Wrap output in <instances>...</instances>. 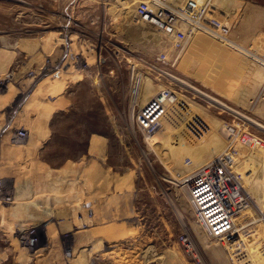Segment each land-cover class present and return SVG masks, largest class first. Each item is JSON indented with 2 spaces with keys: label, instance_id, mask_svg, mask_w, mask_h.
<instances>
[{
  "label": "rangeland",
  "instance_id": "rangeland-1",
  "mask_svg": "<svg viewBox=\"0 0 264 264\" xmlns=\"http://www.w3.org/2000/svg\"><path fill=\"white\" fill-rule=\"evenodd\" d=\"M138 1L0 0V81L10 88L0 97V264H74L79 253L67 255L66 236L76 251L92 247L85 264L239 257L205 236L178 181L201 164L203 150L222 149L224 122L241 123L264 143V79L236 65L229 46L194 32L175 63L158 60L174 53L172 40L134 19ZM195 1L222 11L228 38L264 54V0ZM133 72L140 84L182 93L207 124L205 137L189 145L165 122L163 135L139 130L129 113ZM133 105L136 113L143 104ZM247 159L262 189L252 197L259 206L264 147ZM256 225L264 232L263 222H251L248 244L256 245L249 235ZM181 234L192 239L188 249Z\"/></svg>",
  "mask_w": 264,
  "mask_h": 264
},
{
  "label": "built area",
  "instance_id": "built-area-1",
  "mask_svg": "<svg viewBox=\"0 0 264 264\" xmlns=\"http://www.w3.org/2000/svg\"><path fill=\"white\" fill-rule=\"evenodd\" d=\"M221 12L209 1L139 0L134 8V17L172 40L174 53L167 56L161 52L157 59L175 63L176 51L183 49L194 29H201L220 40L228 37L230 26L223 20ZM249 48L264 56L254 46ZM138 74H132V92L140 83ZM250 99H253L251 93L244 98V106H248ZM200 117L182 93L166 84L133 114L132 121L148 135L165 122L177 128V132L179 129L182 139L189 145H195L209 132ZM220 134L222 149L209 160L188 170L179 180L186 189L190 210L205 236L225 248V245L239 243L241 237L250 232L247 226L251 222L259 220L264 223V213L254 206L241 182L249 167L248 155L254 148L264 147V143L239 122H224ZM16 135L23 136L20 132ZM183 165L193 166L189 157L183 160ZM243 165L247 167L242 171ZM178 238L186 249L192 246L190 236L181 234Z\"/></svg>",
  "mask_w": 264,
  "mask_h": 264
},
{
  "label": "bare ground",
  "instance_id": "bare-ground-1",
  "mask_svg": "<svg viewBox=\"0 0 264 264\" xmlns=\"http://www.w3.org/2000/svg\"><path fill=\"white\" fill-rule=\"evenodd\" d=\"M207 1V0H206ZM249 17V15H248ZM257 17V16H256ZM133 18V17H132ZM251 18V16H250ZM135 19V18H134ZM253 19V18H252ZM249 21V19H248ZM143 24V23H142ZM192 32L198 33L197 36H200V34H205L208 37H210V39H214L217 42H219L220 44L224 45L226 44L227 46H229L230 49H232L234 52L237 53V56H235L234 58V62L236 65H246L248 68H250V70L253 72H255L254 74L258 77L257 79H259L260 81H262L264 79V56H261L257 51L254 52L252 51L250 48L241 45L239 42L226 37L224 40H220L217 38H214L213 36H211L210 34H208L207 32L201 30V29H194ZM131 39H133L134 37H130ZM223 56L225 57H229L228 53H224L222 52ZM70 68V66L66 69L68 70ZM7 75V74H6ZM172 77V76H171ZM177 78V77H176ZM3 79H6V77H4ZM180 80V79H179ZM257 81V80H256ZM8 82V81H7ZM187 83V82H186ZM259 83V82H258ZM0 97H4L8 94L9 92V84L6 83L5 81H0ZM187 85V84H186ZM136 87V86H135ZM195 87V86H194ZM193 87V88H194ZM160 88V87H159ZM136 91L135 92H131L132 94V105L130 106V115L131 118L133 117V114L135 113V105H133V103L137 104V105H142L144 104L147 100H149V98L151 96H153L157 90H155L154 88H152V86L147 83L145 81V79L143 80V82L137 85V87L135 88ZM196 90V89H195ZM132 91V88H131ZM203 93V92H202ZM30 96V94H29ZM211 98V97H210ZM214 98V97H212ZM216 99V98H215ZM212 100V99H211ZM217 100V99H216ZM218 102V101H217ZM132 120V119H131ZM251 122H254L256 125L261 126L258 122L253 121L252 119H250ZM164 123V122H163ZM163 123L161 125V127L163 126ZM158 128V130H156L154 133L152 134H147L146 136H151L153 134H155L157 131V134H162L164 133V126L162 128ZM262 127V126H261ZM156 134V135H157ZM259 148V147H258ZM255 149V148H254ZM253 149V150H254ZM252 150V151H253ZM216 150H210V149H206L203 150L204 155L198 160L196 161V163H203L204 161L210 159L212 156H214ZM163 156L165 158H167L164 154ZM75 164V163H74ZM73 164V165H74ZM70 167V166H68ZM67 168V167H66ZM65 169V168H64ZM67 171V170H66ZM249 171V172H248ZM254 168L252 167V165H249V167L247 168V170H245V176L243 177V181L242 185L246 188L247 192L249 193V195L252 197H255V194L258 198H260V195L263 196L262 193V189L255 184L254 179H253V175H255L254 173ZM252 176V177H251ZM182 176H179V178ZM181 183V181L179 180L178 183ZM5 183V182H4ZM254 194V195H253ZM115 195V194H113ZM119 196H121L119 194ZM114 197V196H113ZM108 198V197H107ZM257 200V199H256ZM253 202L254 201L253 199ZM112 203V202H111ZM256 204V203H255ZM113 205V204H112ZM256 207L264 212L263 208H264V204H262L259 200V206L256 204ZM92 215V214H91ZM90 219V217L88 216V220ZM259 224V223H258ZM257 226L258 230H255ZM254 227V232L250 233L249 235L253 236V238H255V244L251 242V244H248L245 242V238L246 236L243 238V236L241 237V240L239 241V243L235 244V245H225V250L229 253H233V252H237V254L239 255L238 258H233V264H263L264 263V240L261 242L262 239H264V232H260V230L263 228L261 227V229L259 230L258 225H256ZM27 228V227H26ZM198 229V227H197ZM256 232V233H255ZM133 237V236H132ZM199 237V236H198ZM65 239H67L69 242V244H71V250L69 252H67V255H70L72 253H74V255L78 252L79 254L77 255V257L74 259V264H83L84 260L87 259L88 257V250H90L91 248H87V249H83L81 251H76V245H74V241L70 240V237L66 236L64 237ZM204 239V238H203ZM128 240V239H127ZM198 240V239H197ZM254 240V239H253ZM198 242V241H197ZM196 243V242H195ZM202 243H204V247L206 248H212L210 243H205V241L203 240ZM237 245V246H236ZM254 245V246H253ZM89 247V245H88ZM200 247V245H199ZM238 248H240L242 250L243 253V257H241L240 252L238 251ZM94 248V247H93ZM87 250V251H86ZM105 252V251H104ZM215 252V251H214ZM103 255V254H102ZM76 256V255H75ZM85 256V257H84ZM245 260L246 262H243V260ZM235 259V260H234ZM85 264V263H84ZM205 264V263H204ZM223 264V263H222Z\"/></svg>",
  "mask_w": 264,
  "mask_h": 264
},
{
  "label": "crops",
  "instance_id": "crops-1",
  "mask_svg": "<svg viewBox=\"0 0 264 264\" xmlns=\"http://www.w3.org/2000/svg\"><path fill=\"white\" fill-rule=\"evenodd\" d=\"M255 25V24H254Z\"/></svg>",
  "mask_w": 264,
  "mask_h": 264
}]
</instances>
